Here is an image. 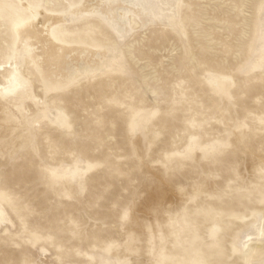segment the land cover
I'll return each mask as SVG.
<instances>
[{
	"label": "rangeland",
	"instance_id": "rangeland-1",
	"mask_svg": "<svg viewBox=\"0 0 264 264\" xmlns=\"http://www.w3.org/2000/svg\"><path fill=\"white\" fill-rule=\"evenodd\" d=\"M26 1L80 48L12 77L0 0V264H264V0Z\"/></svg>",
	"mask_w": 264,
	"mask_h": 264
},
{
	"label": "bare ground",
	"instance_id": "bare-ground-1",
	"mask_svg": "<svg viewBox=\"0 0 264 264\" xmlns=\"http://www.w3.org/2000/svg\"><path fill=\"white\" fill-rule=\"evenodd\" d=\"M21 6L25 12L16 18L15 24V42L13 45V54L10 61L11 75L15 77V61L17 57V51L26 43H36L40 45L43 52V67L45 72H49L48 66L51 62H57L61 64V59L66 51L77 50L79 46L67 45L56 40L57 33H55V27L53 26L58 22L60 15L53 12L51 9L29 4L26 0H19ZM103 0H83L80 4V8L83 10H96L102 7ZM103 10L113 19L116 17L124 18L128 15V12L121 10L119 14L115 11L111 4H104ZM133 11H135L133 9ZM78 57V54H74ZM6 90L5 86L0 85V91Z\"/></svg>",
	"mask_w": 264,
	"mask_h": 264
}]
</instances>
